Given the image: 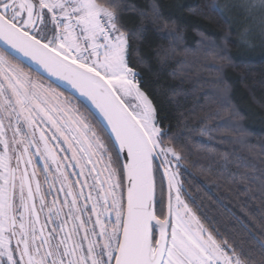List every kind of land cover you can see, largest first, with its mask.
Here are the masks:
<instances>
[{"label": "snow or ice", "instance_id": "6c2138e0", "mask_svg": "<svg viewBox=\"0 0 264 264\" xmlns=\"http://www.w3.org/2000/svg\"><path fill=\"white\" fill-rule=\"evenodd\" d=\"M166 7L0 0V264H264V211L249 217L258 230L232 213L239 228L221 233L185 200L181 179L190 168H219L238 200L258 195L264 208V143L253 142L227 78L232 33L216 39L197 29L187 47L185 26ZM256 8L264 14V0H211L188 11L228 22L229 13L249 19ZM149 28L166 42L148 45L156 75L177 82L168 89L171 116L142 85ZM250 33L237 34L243 47L254 46ZM209 56L215 75L206 91L195 70ZM218 133L231 150L212 146ZM188 143L201 145L207 164L191 161Z\"/></svg>", "mask_w": 264, "mask_h": 264}, {"label": "trees", "instance_id": "16d2710c", "mask_svg": "<svg viewBox=\"0 0 264 264\" xmlns=\"http://www.w3.org/2000/svg\"><path fill=\"white\" fill-rule=\"evenodd\" d=\"M206 2H211V0H160V3L166 6L172 5L171 8L166 7L165 16L177 24L185 26V46L187 47H195V43L199 39L197 29L216 39L222 37L225 31H231L229 49L235 60V67L227 70V78L233 84L237 102L240 104L241 109L247 113L246 124L254 133L252 140L259 145L264 143V109L260 107V104L264 103V53L256 54L245 52L242 49L237 38L239 31L230 18L228 22L205 21L189 13V8H196ZM125 19H128V17H125ZM162 42L153 29L149 28L147 30L144 42L141 44V53L149 57V64L140 68L139 71L144 90L164 107L162 115L171 116L172 113L168 104V89L175 86L177 82L172 81L166 74L156 75L157 66L155 61L150 58L151 49L148 47L149 44L156 45ZM198 63L199 67L195 71L199 72L200 78L209 82L206 85V91L211 90L212 85L210 82L215 75L212 71L214 67L212 57L201 58ZM173 67H175L174 64ZM188 86L190 85H185V87ZM171 123L172 130L176 131L174 118H172ZM216 135L218 138L212 141V146L220 151L231 150V146L227 143L228 137L220 133ZM200 139H204L207 143L206 138L193 135V140ZM187 148L191 151L190 159L192 162L198 163V165L208 163L201 158L200 144L188 143ZM220 171L219 168H214L213 174L209 175L203 173L199 166L190 168L192 174L181 177L182 181L185 182L187 193L184 197L185 200L197 211V215L206 226H215L221 233H230L239 228V224L232 213L253 226L254 230H258L254 226V221L249 218L251 214L258 218L261 212L264 211L258 195L250 200L241 196L238 200L233 192L229 191L230 186L226 179L227 173H224L225 178H218ZM193 200L195 204H192ZM244 200H247L246 205L242 204Z\"/></svg>", "mask_w": 264, "mask_h": 264}, {"label": "rangeland", "instance_id": "374dc122", "mask_svg": "<svg viewBox=\"0 0 264 264\" xmlns=\"http://www.w3.org/2000/svg\"><path fill=\"white\" fill-rule=\"evenodd\" d=\"M229 18L238 31L241 32L245 27L251 29L250 39L253 41V47H242L245 52H254L256 54L264 53V42H262V35H264V14L256 8L253 9L250 18L245 19L241 13H229Z\"/></svg>", "mask_w": 264, "mask_h": 264}, {"label": "water", "instance_id": "95a60500", "mask_svg": "<svg viewBox=\"0 0 264 264\" xmlns=\"http://www.w3.org/2000/svg\"><path fill=\"white\" fill-rule=\"evenodd\" d=\"M166 183V182H165ZM165 211H166V204H165Z\"/></svg>", "mask_w": 264, "mask_h": 264}]
</instances>
